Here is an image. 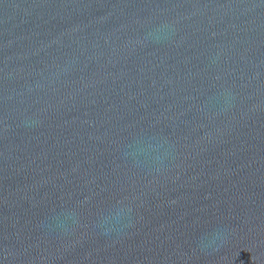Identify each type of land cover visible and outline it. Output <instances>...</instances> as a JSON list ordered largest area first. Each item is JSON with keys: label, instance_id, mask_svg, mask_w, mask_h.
I'll return each mask as SVG.
<instances>
[{"label": "water", "instance_id": "95a60500", "mask_svg": "<svg viewBox=\"0 0 264 264\" xmlns=\"http://www.w3.org/2000/svg\"><path fill=\"white\" fill-rule=\"evenodd\" d=\"M0 264H264V0H0Z\"/></svg>", "mask_w": 264, "mask_h": 264}, {"label": "clouds", "instance_id": "9594fccd", "mask_svg": "<svg viewBox=\"0 0 264 264\" xmlns=\"http://www.w3.org/2000/svg\"><path fill=\"white\" fill-rule=\"evenodd\" d=\"M166 25L160 26L157 29L154 30V32H160L162 31ZM154 32H149L145 36V40L152 39L153 41L158 40L160 37L156 36ZM157 159H159L157 157ZM131 213L130 208H126L125 206L117 203L114 204L111 208H109L106 212V214L101 219V225L103 227V233L102 234H108L110 231L113 230H119V228H122L126 226L122 222L128 218V216ZM69 216L71 219H73L74 222V215L72 213H69ZM57 227L66 229V224L64 222H60L56 224Z\"/></svg>", "mask_w": 264, "mask_h": 264}]
</instances>
